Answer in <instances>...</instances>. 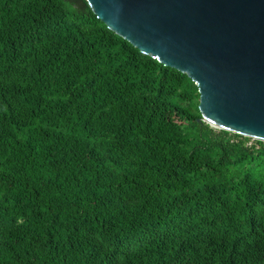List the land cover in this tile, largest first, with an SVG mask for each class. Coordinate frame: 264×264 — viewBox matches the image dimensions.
<instances>
[{
    "label": "trees",
    "instance_id": "1",
    "mask_svg": "<svg viewBox=\"0 0 264 264\" xmlns=\"http://www.w3.org/2000/svg\"><path fill=\"white\" fill-rule=\"evenodd\" d=\"M198 104L85 0H0V264H264V142Z\"/></svg>",
    "mask_w": 264,
    "mask_h": 264
},
{
    "label": "water",
    "instance_id": "2",
    "mask_svg": "<svg viewBox=\"0 0 264 264\" xmlns=\"http://www.w3.org/2000/svg\"><path fill=\"white\" fill-rule=\"evenodd\" d=\"M141 54L185 74L211 128L264 142V0H85Z\"/></svg>",
    "mask_w": 264,
    "mask_h": 264
},
{
    "label": "built area",
    "instance_id": "3",
    "mask_svg": "<svg viewBox=\"0 0 264 264\" xmlns=\"http://www.w3.org/2000/svg\"><path fill=\"white\" fill-rule=\"evenodd\" d=\"M239 136V135H238ZM254 140V139H251V141ZM249 145L251 144V142L248 143Z\"/></svg>",
    "mask_w": 264,
    "mask_h": 264
},
{
    "label": "rangeland",
    "instance_id": "4",
    "mask_svg": "<svg viewBox=\"0 0 264 264\" xmlns=\"http://www.w3.org/2000/svg\"><path fill=\"white\" fill-rule=\"evenodd\" d=\"M242 138H245V137H242ZM252 141H256V140H252Z\"/></svg>",
    "mask_w": 264,
    "mask_h": 264
}]
</instances>
